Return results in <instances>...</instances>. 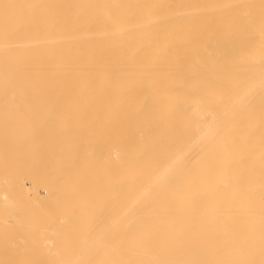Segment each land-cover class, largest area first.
<instances>
[{"label": "bare ground", "instance_id": "bare-ground-1", "mask_svg": "<svg viewBox=\"0 0 264 264\" xmlns=\"http://www.w3.org/2000/svg\"><path fill=\"white\" fill-rule=\"evenodd\" d=\"M0 232V264H264V0H0Z\"/></svg>", "mask_w": 264, "mask_h": 264}, {"label": "rangeland", "instance_id": "rangeland-1", "mask_svg": "<svg viewBox=\"0 0 264 264\" xmlns=\"http://www.w3.org/2000/svg\"><path fill=\"white\" fill-rule=\"evenodd\" d=\"M26 184L28 185L29 182L26 181ZM16 225H19V224H16V223H15V224H12V226H11V228L14 227V228H13L14 230L12 229L13 232H14V231H18V232H19V229L16 227ZM9 226H10V225H9ZM4 228H5V227H4ZM4 228H1V229H4ZM11 228L9 227L10 230H11ZM16 228H17V230H16ZM9 229H6V230L4 229V231H7V230H9ZM10 230H9V232H10ZM1 231L4 233L3 230H1ZM9 232H7V233L5 232V234H8ZM11 233H12V231L10 232V234H11ZM10 234H9V236H12V234H11V235H10ZM14 234H15V233H14ZM15 235H16V234H15ZM15 235H14V236H15ZM18 235H19V234H18ZM18 235H17V236H18ZM1 236H2V238L6 237V235H4V234L1 235V232H0V239H2ZM11 238H13V240H14L16 237H11ZM11 238L9 237V239H7V237H6V241H9V240H10L9 242H7V244L10 243L12 246H10V245L8 246L7 244H5V243L3 242V241L5 240V238H4L3 241L0 240V241H1V242H0V246H1V243H2V244H5V245H3V246H5V247L8 246V248H10V247L12 248V247H15V245H17V247H16L17 250H18V248L20 249V247H21L20 245H21V244H20V245H19V244H12L13 242L15 243V240H14V241H13V240L11 241ZM6 245H7V246H6ZM1 247H2V246H1ZM3 248H4V247H3ZM16 248H15V250H16ZM21 248H22V247H21ZM0 249H1V248H0ZM4 249H5V248H4ZM4 249H3V250H4ZM5 250H7V248H6ZM8 250H12V249H8ZM13 250H14V248H13ZM17 250H16V251H17ZM44 250H45V249H43V251H44ZM36 251H38V250L36 249ZM45 251H47V249H46Z\"/></svg>", "mask_w": 264, "mask_h": 264}]
</instances>
